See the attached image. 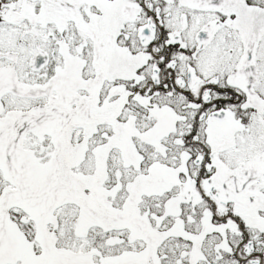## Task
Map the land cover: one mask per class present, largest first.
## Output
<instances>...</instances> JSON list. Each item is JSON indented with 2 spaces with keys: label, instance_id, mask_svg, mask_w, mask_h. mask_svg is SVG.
I'll list each match as a JSON object with an SVG mask.
<instances>
[{
  "label": "snow or ice",
  "instance_id": "1",
  "mask_svg": "<svg viewBox=\"0 0 264 264\" xmlns=\"http://www.w3.org/2000/svg\"><path fill=\"white\" fill-rule=\"evenodd\" d=\"M0 264H264V0H0Z\"/></svg>",
  "mask_w": 264,
  "mask_h": 264
}]
</instances>
